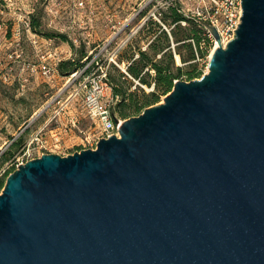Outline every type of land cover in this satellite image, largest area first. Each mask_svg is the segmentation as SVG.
<instances>
[{"label":"water","instance_id":"water-1","mask_svg":"<svg viewBox=\"0 0 264 264\" xmlns=\"http://www.w3.org/2000/svg\"><path fill=\"white\" fill-rule=\"evenodd\" d=\"M216 27L208 72L96 149L21 164L0 193V264H264V0Z\"/></svg>","mask_w":264,"mask_h":264},{"label":"rangeland","instance_id":"rangeland-1","mask_svg":"<svg viewBox=\"0 0 264 264\" xmlns=\"http://www.w3.org/2000/svg\"><path fill=\"white\" fill-rule=\"evenodd\" d=\"M174 3L182 10L192 7L193 1L0 0V193L9 175L3 171L17 160L29 161L43 154L66 157L93 148L104 137L99 118L85 106L84 78L101 74L100 68L107 77L125 73L129 57L137 58L138 48L146 50L157 32V27L149 25L150 19L163 26L166 23L158 12ZM33 21L39 23L36 29ZM50 33L68 41L45 35ZM213 49L207 36L201 46L203 54L194 62L199 78L208 72ZM81 52L87 61H78ZM63 61L79 62V67L62 74L59 65ZM87 63L91 64L88 73L71 78ZM176 66L185 72L192 69L178 54ZM181 80L189 81L186 75ZM108 86L106 97H114ZM123 86L136 92L140 100L152 92L150 87L137 91L127 81ZM114 100V119L126 120L115 109L119 98Z\"/></svg>","mask_w":264,"mask_h":264},{"label":"trees","instance_id":"trees-1","mask_svg":"<svg viewBox=\"0 0 264 264\" xmlns=\"http://www.w3.org/2000/svg\"><path fill=\"white\" fill-rule=\"evenodd\" d=\"M158 15L162 17L164 23L172 27H167L169 32L163 28L166 24L161 26L159 22L150 19L149 25L157 27V32L153 35L147 49L138 48V57L135 58L134 55L129 57L130 62L125 73H120L117 77L112 75L107 77V82L113 88L114 97L119 98L115 109H118L120 115L125 119L133 117L129 116L128 111H134L138 116L146 108L159 103L160 97L169 94L174 83L181 80L184 75L188 77L189 81L200 77L194 62L198 55L203 54L201 46L207 37L205 28L196 21L186 18L180 12L177 3L161 8ZM183 22L189 26L184 28ZM38 26V22H32L34 29ZM45 35L47 37H60L68 41L65 36L60 34ZM184 50L186 55H184ZM177 54L182 63L189 62L192 67L191 70L185 72L184 68L176 66ZM83 58H85V53L81 52V58L78 61ZM78 63L63 61L59 65L60 72L68 74L71 70L79 67ZM125 81L134 84L137 91H143L144 88L150 87L152 92L140 100L137 98L136 92H129L130 88H124ZM159 90H161L160 94L158 93Z\"/></svg>","mask_w":264,"mask_h":264},{"label":"built area","instance_id":"built-area-1","mask_svg":"<svg viewBox=\"0 0 264 264\" xmlns=\"http://www.w3.org/2000/svg\"><path fill=\"white\" fill-rule=\"evenodd\" d=\"M192 7L184 8L180 12L189 19L196 21L198 24L203 26V23H207L217 28L219 35L223 40L227 39V43L232 40L235 36L236 30L241 23V17L243 14L242 0H192ZM202 21V22H201ZM186 24L183 22V25ZM164 29L169 32L166 26ZM204 27V26H203ZM207 36L211 43L214 44L215 50L218 43L214 36L207 30ZM226 43V44H227ZM224 45V44H223ZM212 55V54H211ZM87 61L85 58L84 62ZM116 63V62H115ZM117 64V63H116ZM91 64H86V66L78 72H74L71 78H76L78 73L86 74L90 70ZM118 65V64H117ZM101 69V74L95 75L91 74L84 78L83 89H87V94L85 96V106L89 109L92 116L98 117L101 122V128L104 133L103 138H108L113 134L118 135L119 128L122 121L117 122L114 119L112 113V105L115 100L114 97H106V90L109 88L107 83V74L103 68ZM109 98V99H108ZM99 142V141H98ZM91 149H96V146ZM32 160V159H31ZM28 162L17 160L12 168L8 171H3V175L8 173L9 175L15 171L21 164ZM8 171V172H7ZM8 175V176H9Z\"/></svg>","mask_w":264,"mask_h":264},{"label":"bare ground","instance_id":"bare-ground-1","mask_svg":"<svg viewBox=\"0 0 264 264\" xmlns=\"http://www.w3.org/2000/svg\"><path fill=\"white\" fill-rule=\"evenodd\" d=\"M226 43H227V41L226 40H223V44H224V46L226 45ZM218 46V45H217ZM213 53V52H212ZM211 53V54H212Z\"/></svg>","mask_w":264,"mask_h":264}]
</instances>
